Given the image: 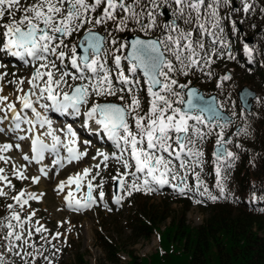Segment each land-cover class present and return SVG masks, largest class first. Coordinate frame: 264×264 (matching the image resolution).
Listing matches in <instances>:
<instances>
[{
  "label": "snow or ice",
  "instance_id": "snow-or-ice-1",
  "mask_svg": "<svg viewBox=\"0 0 264 264\" xmlns=\"http://www.w3.org/2000/svg\"><path fill=\"white\" fill-rule=\"evenodd\" d=\"M165 10L167 21L160 19ZM256 13L257 0H0V54L27 70L20 76L0 63V135L9 138L0 143V162L9 166L0 167L6 210L0 215V264H55L62 252L57 243L67 242L32 207L46 193L18 189L13 179L37 185L87 162L53 188L75 213L96 206L113 211L105 174L115 205L165 188L194 205L238 200L226 181L239 154L228 146L239 150L242 144L226 135L231 119L193 81L211 82L227 95L231 72L221 75L216 68L237 59L238 25ZM242 50L251 62L253 48L243 43ZM241 100L248 103L247 93ZM48 112L79 117L81 127L110 142V149L81 140L71 124L54 128ZM241 134L249 135L248 128L233 133ZM210 142L214 150L208 153ZM14 150L27 163L8 155ZM46 155L49 164L43 163ZM33 164L40 166L38 175L28 174ZM213 173L210 188L205 177Z\"/></svg>",
  "mask_w": 264,
  "mask_h": 264
},
{
  "label": "rangeland",
  "instance_id": "rangeland-1",
  "mask_svg": "<svg viewBox=\"0 0 264 264\" xmlns=\"http://www.w3.org/2000/svg\"><path fill=\"white\" fill-rule=\"evenodd\" d=\"M243 43L242 39L234 41L233 50L236 57L241 55L247 57L242 50ZM253 50V56L255 53V56L258 57L264 52L260 50L259 47H256ZM228 62L230 61L225 62L227 67H225L224 64H219L216 71L221 75L225 74V72L229 71L228 69L230 68ZM4 65L6 66L8 64L4 63ZM7 69L8 67L6 66L5 70ZM260 69L264 71L263 63L260 64ZM10 71H14L20 76L27 74V70ZM237 73L236 78L232 76L233 79L231 80L235 81L233 86L235 96L244 86H248L251 89L256 90L258 98L255 101L254 110L250 118L256 119L264 117V103L259 102V99L264 97V79L261 76L250 73L241 67L238 68ZM205 84L207 83L201 82L195 86L200 87L206 94L211 95V92H208ZM11 90V86H8L6 88V94H10ZM235 102L233 94L228 92L226 96L224 95L223 101H221L224 105L223 107L226 106L231 112H233V114H235V127H247L248 132L251 133L253 131L252 127L254 128L253 123L249 118H247V115L241 109L239 102ZM241 117H244V119ZM51 118L53 119L54 117L51 116ZM55 120L56 119L54 118L53 121ZM73 121L74 124H81V119L79 117L75 118ZM59 122H53V124L55 123L53 127L57 129L63 127V125L59 124ZM82 133L78 130V135L81 140L88 139L93 141V138L87 136L85 132L83 134ZM242 136L245 135L241 134L240 137ZM94 137L96 136L94 135ZM234 140L236 141L235 138ZM8 141V137L0 135V143ZM93 142L96 144L95 141ZM96 146L101 148L105 147L107 150L110 149V143L105 144L99 142ZM22 147L24 152L30 151L29 143H22ZM228 147L230 150L234 151L233 146L229 145ZM206 151L211 153L212 148L210 144L206 145ZM8 155H10L12 159L17 162V164L27 163L22 161L21 152L19 150H14L11 153H8ZM51 159V156L46 155V159L43 163L49 164ZM86 164L87 162L75 166L68 165L65 169L60 171L59 176H55L51 180L42 178L41 182L37 185H32L30 181L20 182L15 179H13V183L16 184L18 189L20 187H24L28 191H35L37 193L43 191L46 193L43 201L39 203L32 202V207L38 210L37 218L41 219V223H44L46 227L53 231L58 230L65 233L67 242L63 245L57 243L58 247H62V252L55 258V264H131L130 262L133 261H135L134 264H140L141 258L151 256L159 248L160 231L154 232L150 239L143 238L139 233L133 231L134 222L132 219L136 216L140 217L145 214V211H141L140 208H143V204H146L147 207L145 208V215L147 218L151 214H159V217L167 215L170 216V218H168L161 225L162 227L160 230H164L165 226L171 224V220L173 218H175L176 221L181 218L183 210L182 205L176 201L175 194L167 188L158 194H135L132 198L126 200L122 205H115L111 200L113 189L112 182L108 179L107 174H105V178L108 180V183L105 186V199L108 201L109 207H111L113 211H107L103 206H96L91 210L80 213L69 211L65 208L61 198L53 191V188L59 180L66 179L69 174H74L80 171L82 167L86 166ZM0 167L8 168L9 166L0 162ZM39 167V165L33 164L29 167L28 174L38 175L39 173L37 169ZM209 177H205L208 184ZM211 178L214 179V173ZM226 183L228 190L234 193L237 188V178L234 171H231ZM71 188L74 190L75 186H71ZM67 191L68 189L65 190V194ZM84 191H86V188L80 193H75L77 198L83 195ZM59 209L64 210L60 211ZM209 216L210 212L204 209L203 206L197 205L191 207L190 211L186 215L187 224L193 228L200 227ZM65 220L69 221V223L64 224L62 228H58L57 223ZM68 228H71L72 230L68 232ZM111 246H114V248ZM133 257H135L136 260H133Z\"/></svg>",
  "mask_w": 264,
  "mask_h": 264
},
{
  "label": "trees",
  "instance_id": "trees-1",
  "mask_svg": "<svg viewBox=\"0 0 264 264\" xmlns=\"http://www.w3.org/2000/svg\"><path fill=\"white\" fill-rule=\"evenodd\" d=\"M262 6L264 4L257 0V13L244 17L241 26L245 32L243 37L262 30L257 47L264 51V14L259 12ZM236 16L239 17L240 14L237 13ZM160 19L164 20L162 16ZM239 36L240 39L243 38L240 32ZM261 63L264 64V52L259 57L254 53L251 62L249 58L239 56L235 61L228 62V70L235 78L241 67L264 79ZM199 83L201 82L198 80L193 81V85ZM234 84L235 81H228L225 88L228 93L233 94L237 103ZM205 85L208 92L217 94L220 98L221 107L234 115L221 103L225 94L220 93L211 82ZM251 116L247 118L254 128L252 127L253 131L249 135L234 136L233 129L228 127L226 130L227 136H234L236 139L234 143L242 144V149L233 148L238 152L239 160L232 170L237 178V188L234 193H230L238 200H219L215 203L208 201L206 205H201L210 212V216L202 226L193 228L187 224L186 215L194 204L184 198H176L183 207L181 218L178 221L173 218L164 230H160L161 225L170 216L151 214L147 218V205L143 204L140 209L145 214L132 219L133 231L146 239H150L156 231L160 233L159 248L151 256L141 258L140 264H264V117L252 119ZM210 144L213 145L212 142ZM208 170H211L210 167ZM2 201L0 199V215H4L6 211ZM133 260L136 258L133 257ZM130 263L134 264L135 261Z\"/></svg>",
  "mask_w": 264,
  "mask_h": 264
},
{
  "label": "water",
  "instance_id": "water-1",
  "mask_svg": "<svg viewBox=\"0 0 264 264\" xmlns=\"http://www.w3.org/2000/svg\"><path fill=\"white\" fill-rule=\"evenodd\" d=\"M234 5H235V7H238L237 3L234 4ZM165 12H166V14H164L163 17H164L165 21H167L168 19H170V13H168L167 10H165ZM238 27L242 31V27H241L240 24L238 25ZM245 43L252 44L253 43V39L252 38L245 39ZM195 87L200 91V93L205 97V99L213 101L214 98H215L214 103H215V106L217 107L218 111H220L222 113V115H224V116H226V117L231 119L232 122L230 124L234 123V121H235L234 118L232 116H230L229 113L225 112L222 108H220L219 102H218V98H217L216 95L206 96L203 90H201L197 86H195ZM245 93H247V96H248V103H244L241 100V97ZM257 97H258L257 91L251 89L248 86H244L237 93L238 102L240 103L242 110H244L247 114H252L253 109H254V102L257 99ZM238 127H242V126H238ZM113 191H114V188H113Z\"/></svg>",
  "mask_w": 264,
  "mask_h": 264
},
{
  "label": "bare ground",
  "instance_id": "bare-ground-1",
  "mask_svg": "<svg viewBox=\"0 0 264 264\" xmlns=\"http://www.w3.org/2000/svg\"><path fill=\"white\" fill-rule=\"evenodd\" d=\"M52 114H54L55 117H59V116L56 115L54 112H52ZM59 114H61V115H65V116H66V115H67V116L69 115V114H65V113H59ZM47 115H48L49 119L52 120V124H53V122H56V120L53 121V119L49 116V114H47ZM65 116H63V118H65ZM74 119H75V117H74ZM59 121H60V123L62 122L61 120H59ZM57 122H58V121H57ZM63 123H65V124H67V125L70 124V123H67V121H64ZM53 125H55V123H54ZM75 126H76V128H78V126L81 127V124H78V125H75ZM55 127H56V126H55ZM81 128H82V127H81ZM81 128H80V129H81ZM83 131H86V133L89 134L88 136H93V134L89 133V132H88L86 129H84V128H83ZM83 133H84V132H83ZM91 138H92V137H91ZM93 141H95V142H97V141L99 142V141H100L101 143H105V144H106V143H107V144L110 143V142H108V141H106V140H98L96 137L93 138ZM96 144H98V143H96ZM102 149H103V150H107L105 147H103ZM72 186H75V185H72Z\"/></svg>",
  "mask_w": 264,
  "mask_h": 264
},
{
  "label": "flooded vegetation",
  "instance_id": "flooded-vegetation-1",
  "mask_svg": "<svg viewBox=\"0 0 264 264\" xmlns=\"http://www.w3.org/2000/svg\"><path fill=\"white\" fill-rule=\"evenodd\" d=\"M254 28L256 27L255 25L253 26ZM262 30L259 29L258 31H256L255 33L249 35L248 37L249 38H252L253 39V43L251 44L253 47L255 46L256 42L257 44L259 43V40H258V36L261 34ZM242 35H245V32H241ZM256 41V42H255Z\"/></svg>",
  "mask_w": 264,
  "mask_h": 264
}]
</instances>
